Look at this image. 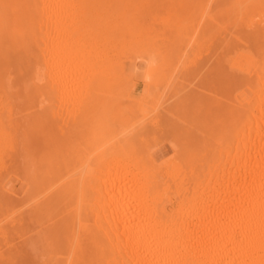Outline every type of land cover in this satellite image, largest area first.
<instances>
[{
	"label": "bare ground",
	"instance_id": "1",
	"mask_svg": "<svg viewBox=\"0 0 264 264\" xmlns=\"http://www.w3.org/2000/svg\"><path fill=\"white\" fill-rule=\"evenodd\" d=\"M150 1L0 0V193L12 157L35 154L18 139L21 127L51 142L52 101L60 105L71 87L81 154L64 169L49 149L37 153L20 179L44 190L33 216L62 208L56 234L67 244L54 248L58 255L66 250L71 264L83 263L88 249L94 264H264V0H201L197 18L194 0H164L188 12L162 15L171 52L150 36L159 28L128 14ZM128 63L152 91L166 88L181 65L180 134L144 133L148 102L126 95ZM201 69L228 95L204 103L199 136L187 128L193 98L184 81ZM15 103L25 105L24 125Z\"/></svg>",
	"mask_w": 264,
	"mask_h": 264
},
{
	"label": "rangeland",
	"instance_id": "2",
	"mask_svg": "<svg viewBox=\"0 0 264 264\" xmlns=\"http://www.w3.org/2000/svg\"><path fill=\"white\" fill-rule=\"evenodd\" d=\"M203 3L204 2H202L201 0H194L193 1L192 13L194 14V16L196 15L195 16L196 18L202 12L203 6H205V5H203ZM145 6H147V7L142 8L140 11H137V12L130 11L128 14L130 16L135 15L136 17H138L140 19V22L143 25L145 24L144 27L148 28L149 26H152V27H149V29L151 31L153 30L152 28H154V27H157L154 29L159 28L160 30H153V32L150 36H154V37L157 36L158 37L157 41L159 42V43L157 42V44L160 46L162 45L161 47L164 48V50L168 49V51L171 52L172 50H174V44H172V43L170 44L166 40L164 41L165 36L167 37L170 34H168V32H167L168 30L165 29V28H167V25H165L164 21L162 23L163 19H161V18H163V16L166 18H172L175 15L176 16L177 15H184V13H188V12H185L184 9H183V11L180 10L179 7L171 8L170 4L168 2H164V0H158V1L153 0V1L148 2V4H145ZM203 12H204V10H203ZM163 13H165V14H163ZM151 15L152 16L154 15V17H152ZM150 16L152 17V19L153 18L155 19L154 22H153L154 19L153 20L149 19ZM155 17L157 18V20ZM158 17H160V18H158ZM164 30H165V32H164ZM156 31H158V32L162 31V33L161 32L160 33L163 36L160 33L158 34V32H156ZM163 32H164V34H163ZM242 34H245V33L242 32ZM161 41L164 43H162ZM173 53H175V51ZM190 58H191V56H190ZM23 65H26V62H24ZM139 66H141V68H142L143 63L140 62ZM126 67H127V69H126L125 75H124L125 76L124 80L126 82L125 87H124L126 95L129 98H135L136 97L137 99H142V98H140V96H141V97L145 98L143 100H146L148 102V104L145 106V108L147 107L146 108V110H147L146 113H148V114H146L147 117L145 119L140 120L141 124L144 126L143 130L146 131L144 133L147 136H152L154 134L158 140H162L163 137H165L167 135L172 136V134L173 135L180 134L181 132L179 133V130L182 131L183 130L182 127H184V125L182 124L183 123L182 120L180 122L181 117H179V116L181 114L178 113L179 110L176 108V105L174 103L177 102V104H178L180 97L183 96V94L182 95H180V94L184 93V91H185V90L181 89V88H183V86L185 84L181 85L180 77H179V72H180L179 70H181V65L179 66L180 68H177L178 71L174 75L175 78L174 77L172 78L170 84L166 88H156L154 91L149 89V87H148L149 85L144 80L143 73L139 69H136V67H134V65H130L129 63L126 65ZM70 73H73V76H75V74H77L76 71L75 72L72 71ZM203 76H204V71L202 69L196 70L193 74H191L187 78L188 80L184 81V83L187 81L186 84L189 85V86H187L188 88H186V91L193 98L192 101L193 102L195 101L194 103L192 102L193 105L191 108L193 109V114H190V116L188 117L189 124H188L187 128L191 131V133L198 134V135L200 134V132H202V134H200V135H203L206 133V132L205 133L203 132L204 128H202V126L201 127L199 126L200 119L202 120V118H204V117H201V115L206 113L205 110L207 111L206 108L205 109L203 108V106L205 105L204 103L211 102L212 98L215 96V95L213 96V94H217L216 99H218V97L220 98V97H224V96L228 95L227 93L224 92V84L220 80H217V81L215 80L216 82H214V80H213V82L216 83V85H215L212 82V79L210 77L212 75H209L207 77V79L211 80V84H210L209 81H207V79L204 78ZM222 77L225 78L224 74H222ZM215 78L221 79L219 76H215ZM69 86H71V85H69ZM67 88H68V86H67ZM69 88L71 89V87H69ZM69 88L67 89L68 91H69ZM147 89H149L151 91H149ZM189 89H191V92L189 91ZM181 90H183V91H181ZM67 92L65 93L66 95H64V97H63V99L66 101L63 100L62 103H59L61 106L58 105V101H56V100L52 101V108H51V112H50L51 113V116H50V119H51V121H50V123H51V129H50V131H51V142L48 141L50 143L49 144L50 147L47 148L48 142L45 143V138L42 136L41 133L34 134V135H30L28 132L24 133L26 130L25 126H24V128L21 127L20 131L18 132V139L21 140V144L22 143H28L31 150L33 152L35 151L33 158H37V156H36L37 153L40 156L41 154H43L45 152V150L47 152V150L49 149V151H48V152H50L49 155L52 156V159H54V160L56 159V161H54V162H56V164H59L58 166H61L63 164L64 165V166L62 165L63 168L65 167V165H69L71 163L76 162L75 159L77 158V156H79L81 154L82 148L84 146V144H83L84 133L74 123L73 119H74L75 115L73 116V113H72L77 108V106L79 107L80 103H78V102L80 100H78V98L76 97V99H75L76 102L74 101V98L72 95L74 93L73 90H71V92H73L71 94H70V92H68L69 93L68 96H67V94H68ZM149 92H150V94H149ZM74 95L76 96L75 93H74ZM192 95H194V96H192ZM68 97L73 98L72 99L73 102ZM177 99H178V101H177ZM69 100L71 101V103H73V104L76 103V104L75 105L71 104ZM124 102H125V100L124 101L122 100V102H121L122 104L120 103L122 108L127 107L125 109H128L129 107H131L130 105H132V104L129 103L127 100H126L125 104H123ZM127 103H129V104H127ZM201 103H202V105H200ZM71 105L73 107L72 109L69 108V107H71ZM196 105H197V107H196ZM57 106H58V110L56 113L55 110H56ZM74 106H76V108H74ZM198 108L204 109V111L200 109V112H199ZM69 109L70 110L74 109V110L71 111V113H70ZM163 109H165V111ZM168 109H169V111H170V109L172 111L176 110L177 113H175L176 112L175 111V112L171 113V115H169V112L166 111ZM14 111L17 112V116L20 115L19 122L22 123L23 125L26 124L27 119L24 117V115H26L25 105L22 103H15ZM172 111H170V112H172ZM165 112H166V115L168 114L167 116L165 115ZM74 114H75V111H74ZM154 114H157V117H153ZM134 116H136L137 118L133 117V116L129 118L131 123H134L139 117V115H137V114H135ZM205 116H206V114H205ZM149 119H150V121H152L154 119L155 120L150 122V121H148ZM143 121H144V123H142ZM155 121H157V122L154 123ZM209 121L210 120L208 117V122ZM152 123H154L153 124L154 127L152 126ZM191 123H196V126L191 125ZM148 124H150V125H148ZM139 126H141V125H139ZM121 129L125 130L124 127H121ZM121 129L119 128V130H121ZM147 130H148V132H147ZM160 132H163L162 135ZM26 134H27V137L25 136ZM160 138H162V139H160ZM172 139H173V141L174 140L176 141V140H178V137L176 138L174 136ZM160 148L165 150L167 155H169L171 152H173L172 147L168 144H164ZM37 150H38V152H37ZM33 158L29 159V158H24V157L18 156V155L13 156L12 160L10 162V166H9L8 171L4 172L1 176V177H3L4 188L2 189V192L0 193V229L3 230L6 234H4L5 237H4V235L2 236L0 234V249H1L0 250V258H1L0 264H5V263L6 264H48V262H49V264H53L51 262L52 258H53V260L56 259L55 261L52 260L53 262H56L57 259H59V257H60L59 261L61 260V262L57 261L56 263L71 264L70 260H69V256H67L68 253L66 252L65 249H64L65 251L63 250L64 254H62V255H63V257H67V262L65 260L66 258L62 259L63 258V257H61L62 255L61 254L58 255V253H57V251H59V253H61L62 251L61 250L56 251L54 249L59 244V242H60V244H64V243L67 244L64 239L62 242L61 237L59 235H57V234H59V233H57L58 228L61 225V223H60L61 221H59V220L63 214L62 208L58 209L59 211H61L60 214L58 213V210H57V212L55 211L53 214L43 212V214L41 213V214L37 215L36 217L32 215V212L34 211L33 209H35L36 206L38 205V203L40 202V200L44 198L42 196L44 193L43 189H40V188L38 189L37 185H35L34 183L32 184L31 182L29 184H27V186H26L25 184H22V181H21L22 179H24L26 177V174H27V172H26L27 168L26 167L27 166L31 167V165L33 164L34 161L31 160ZM31 169L33 172L32 167H31ZM62 172L63 171H61V173ZM28 185H29V188H28ZM34 192H35V195L37 194L36 196L34 195ZM32 201L34 203H31ZM29 206H31L30 209H29ZM29 211H31V212H29ZM31 220H33V221H31ZM53 230H56V231L53 232ZM50 231H52L54 234H52V232H51V234H49ZM58 236L60 239L59 238L57 239ZM50 240L52 242H49ZM62 246H64V245H62ZM51 248L56 251V253H57V254L55 253L56 256L53 255L54 250L52 251ZM128 248H130V246H128V247H126V249L124 248V250H122V254H123V251H124V253H125V250L128 251V252L126 251V253H125L126 257H128L127 253L129 254ZM57 249H59V247ZM88 250H90V252H92V254L89 253V254L85 255L83 263L81 262L79 264H91V263L94 264L96 262L94 260L95 256L93 255L94 250H91V249H88ZM51 251H52V253H50ZM57 256H59V257H57ZM90 257L92 258V260ZM68 260H69V263H68ZM85 262H87V263H85Z\"/></svg>",
	"mask_w": 264,
	"mask_h": 264
}]
</instances>
